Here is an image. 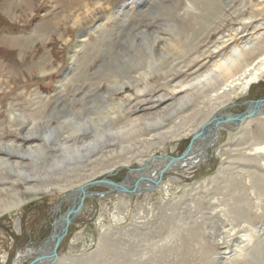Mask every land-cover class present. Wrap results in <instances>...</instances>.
Here are the masks:
<instances>
[{
  "label": "rangeland",
  "instance_id": "obj_1",
  "mask_svg": "<svg viewBox=\"0 0 264 264\" xmlns=\"http://www.w3.org/2000/svg\"><path fill=\"white\" fill-rule=\"evenodd\" d=\"M249 44L254 53L227 69V53ZM262 54L264 0H0V148L43 143L50 162L60 157L55 138H65L74 121L86 124L113 108L121 114L105 124L140 119L139 130L108 135L104 151L71 163L60 187L47 192L26 190L40 178L20 183L0 170L9 177L0 189L24 199L0 213V264L42 246L75 194L59 201L82 184L106 175L132 183L129 168L153 155L178 156L214 114H238L243 101L264 98V62L247 88L222 90ZM217 64L227 70H216L217 81L200 95L190 93L189 83ZM166 113L158 128L143 125L144 117ZM42 124L53 128L54 139L23 137L25 128ZM232 125L217 130L199 164L165 172L159 188L96 196L109 188L85 190L94 193L60 241L57 264H264V117ZM84 131L76 140L91 139ZM33 161L21 164L30 171L42 166Z\"/></svg>",
  "mask_w": 264,
  "mask_h": 264
},
{
  "label": "bare ground",
  "instance_id": "obj_2",
  "mask_svg": "<svg viewBox=\"0 0 264 264\" xmlns=\"http://www.w3.org/2000/svg\"><path fill=\"white\" fill-rule=\"evenodd\" d=\"M249 47H250V44L244 45V46H239L235 49L230 50L225 57L227 62L226 61H225V63L223 62L225 64L226 68L229 70H233V69L238 68L240 63H241L240 62L241 60H239L241 54H243V58H245V57L250 56L254 53V51H255L254 48L249 49ZM150 59L154 60V56H150ZM263 62H264V54L258 56L257 59H255L253 62L246 64L239 74H237L233 78L227 80V82L225 83L222 90L223 91L224 90H230L231 88L237 86L238 84H242L243 88H247V86L250 83L255 82L257 80V78L260 74L258 64L259 63L261 64ZM150 64H152V62H150ZM150 64H149V67H150ZM222 68H223V66H220L219 64L214 65V67L210 68L208 71H206L205 74H203L201 79H198L196 82L194 81L192 83H189L188 87L190 88L189 90L191 91V92L190 91L189 92L192 94L194 93V94L200 95L207 88V85L210 86L211 83H215L217 81L216 70H221ZM227 69L221 70V71L225 72ZM147 76L148 75H144L143 78H145ZM132 79H134V82H138L139 80H141V78L140 79L132 78ZM211 87H212V85H211ZM190 93L182 96L179 99V102H184L183 100L186 98L189 99L191 96ZM181 104L182 103H180L179 105H181ZM111 108H112V106H111ZM112 110H114V111L111 112L110 114H107L106 116L102 117L101 119H97V118L92 119V116H88V118L85 122L86 124L78 123V122L74 121L71 124L72 126L70 127V128L74 127V129H72L71 132L68 133L65 138H55L57 143L55 145H52V148L55 149L56 152L57 151L60 152V157L55 156V155H51L50 159L52 161H50V162L44 159L47 151H46L45 147L43 146V143H40L37 145V147H33V148L29 147V146L26 147V145H22V144L3 143L1 148H0V170H2V171L7 170V171H9V173L13 174L15 176V182L18 181L20 183H24L26 181V179H28V178H30V179H32V178L39 179L40 178V182L36 186L34 185L32 187L31 186L26 187V190H29L33 193L47 192L52 188L60 187L58 185L59 183H56V182L60 181L61 173L63 171L65 172V171L71 170L70 169L71 163H76V164L78 162L80 163L81 160L88 158L87 156H89V154L92 153L93 151H95V150H103L104 151V149L106 147L105 145L109 141L108 135H110V136L117 135V136H115V138H116V137H119V135H121V134L131 133L133 131H136L138 121L140 120L139 118L131 119L128 121V123L126 125H123V126L122 125L117 126L114 124H105L106 119H109V118L111 119L112 117H118L121 114L120 111L115 112L114 108ZM91 114H92V112H91ZM216 114H218L219 118L231 116V114L227 113V112H225V113L219 112ZM216 114H214L213 116H215ZM168 115L166 113L163 116H160V115L157 116L156 115V116L144 117L143 119H145V123L143 125H145V127L150 128L151 130L156 129V128H158V126L162 125V122H164L163 120H165V118H167ZM164 116H165V118H163ZM258 116L264 117V105H262L258 109V112H257L256 116H254V117H258ZM96 117H99V116L96 115ZM254 117H251V118H254ZM251 118H248V119H251ZM179 119L181 122V121H183L184 117H181ZM248 119H244L240 123L220 122L217 125V127H216L215 123H211L206 134H204V136L202 137V140L194 145V147L188 153V156L186 157V159L179 161V162H176V163L169 164L168 168L163 172V174L165 172H167L168 170H173V168L175 166H179V165L182 166L183 164L189 165V166H194V165L199 164L200 161L204 159L205 147H207V145H212L216 141V138L218 136L217 130H219L220 127H224V126L229 127V126H231V124L240 125ZM208 121H206L205 123H207ZM204 124H202L200 126V128ZM129 126H130V129L128 128ZM173 126H175V125H173ZM200 128L196 131L195 136L193 137L194 139L197 138ZM68 129H69V127H67V130ZM84 130L92 132L91 139L76 140V135L80 132H83ZM137 130H139V128H137ZM155 135L163 137V135H165V134L159 132ZM23 137L28 138L30 141H34V138H38V140L43 139L45 142H48V140H51V138L54 139V132H53V128H48L47 126H43V124H42V126L35 125L33 127L25 128V134L23 135ZM208 138H209V143L205 144L204 139H208ZM120 148H122V147H120ZM256 148L258 150L259 149L261 150L262 147L258 146ZM9 154H12V156H8ZM195 154H196V156H195ZM23 158H28V159L32 158L34 160L33 162L35 164H41L42 166L40 168H38L36 166L37 168H35V170L30 171L28 169V167L26 168L21 164V163H23L22 162ZM167 162L168 161L162 160L160 158H154L150 162L147 163L146 168H144L142 170V172L136 173V176H135L136 178L134 179V181L139 177H147V178L151 179L152 181L140 182L138 185V189L136 190V192L134 194L146 191L147 189H152L151 187L153 185V182L157 178H159L160 172L164 168H166ZM176 168H178V167H176ZM162 176H164V175H162ZM162 176L160 178V181L162 179ZM7 178H9V177H7V175H5V173H0V181L5 180ZM134 181L132 183H130L131 181L128 182L127 186H131V184H133ZM160 181H159V183H160ZM159 185H161V184H158L157 188H159ZM115 192L119 193V191H115ZM85 194H87L86 191H85ZM119 194L125 195V194H132V193H119ZM71 197L74 198L73 196H71ZM23 201H24V199L20 198L18 192L14 191V189H11V188L0 189V213L3 211L10 210L13 207H16L17 205H19ZM63 226H64L63 221L59 220L55 226V233L58 232V230L61 229ZM50 251H51L50 243L39 246L38 248H27L23 253H20L17 255L16 260H14L15 262L13 264H26L27 261H29V262L35 261L36 259H38L40 261V264H53L50 261L51 258L47 256V255H49ZM39 254H42L43 257H41ZM45 257H47V258H45ZM57 261L58 260H56V262L54 264H57Z\"/></svg>",
  "mask_w": 264,
  "mask_h": 264
},
{
  "label": "water",
  "instance_id": "obj_3",
  "mask_svg": "<svg viewBox=\"0 0 264 264\" xmlns=\"http://www.w3.org/2000/svg\"><path fill=\"white\" fill-rule=\"evenodd\" d=\"M241 104H246L247 107H246V109H244L242 112H240L238 114H232L231 116L221 117V118H219L218 114L213 116L207 123H205L200 128L197 138L196 139L191 138L188 145L184 148V150L178 156L162 155V154L161 155H153V156H150L146 160V162L143 163L141 166L133 168V169L129 168V172H135V173L142 172V170L144 168H146L147 163L150 162L154 158H160L162 160L168 161L166 168H164L160 172L159 178H157L153 182V185L151 188H155V186L159 184L160 178L163 175V172L168 168L169 164L185 160L186 157L188 156V153L191 151V149L194 147V145L202 140V137L204 136V134H206L211 123H215L216 127H217V125L220 122L240 123L244 119L254 117V116H256L258 109L262 105H264V98H259V99H255V100H245ZM142 181H149L150 182L152 180L147 178V177H139L134 181L133 184H131V186H127V183H128V177L127 176H126L124 181L116 182V181L108 178L106 175L105 177H101L99 179H94V180H91V181H88V182L82 184L77 189L73 190L72 192L67 194L65 197L61 198V200L59 202L66 199L70 194H73V195L75 194L70 207L63 214L54 218L51 229H50V233L43 243V245L50 243L51 251H50L49 255H47L48 257L51 258L50 261L54 264L56 262V260H58L57 248L59 246L60 241L62 240V238L67 233V228H68L69 224L80 213V211L84 205L85 198L88 196H91V193H94V192H90V193L85 194V189L88 190L89 187L94 186V185L106 186L109 188L105 192H95L94 193L95 196L98 195V193L105 194V193H110V192H114V191H119V193H132V194H134L136 192V190L138 189L139 183ZM59 202L55 205V210H57L59 208V206H60ZM59 220L63 221L64 226L61 229H59L58 232L55 233V226ZM39 255L41 257H43L42 254H39ZM45 258H47V257H45ZM26 264H40V261L38 259H36L35 261H30Z\"/></svg>",
  "mask_w": 264,
  "mask_h": 264
}]
</instances>
